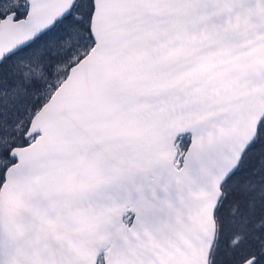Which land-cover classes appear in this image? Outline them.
<instances>
[{"label":"snow or ice","instance_id":"obj_1","mask_svg":"<svg viewBox=\"0 0 264 264\" xmlns=\"http://www.w3.org/2000/svg\"><path fill=\"white\" fill-rule=\"evenodd\" d=\"M0 264H264V0H0Z\"/></svg>","mask_w":264,"mask_h":264}]
</instances>
